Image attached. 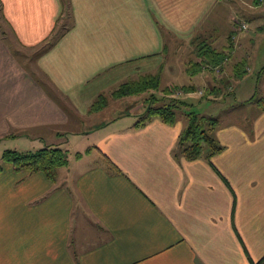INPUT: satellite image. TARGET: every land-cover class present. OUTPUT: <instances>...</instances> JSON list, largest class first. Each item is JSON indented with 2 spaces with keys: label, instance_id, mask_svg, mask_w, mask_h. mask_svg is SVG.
Returning a JSON list of instances; mask_svg holds the SVG:
<instances>
[{
  "label": "crops",
  "instance_id": "1",
  "mask_svg": "<svg viewBox=\"0 0 264 264\" xmlns=\"http://www.w3.org/2000/svg\"><path fill=\"white\" fill-rule=\"evenodd\" d=\"M258 2L0 0V152L93 141L54 182L0 165V264H264V86L242 98L255 49L232 35ZM163 69L250 107L218 153L184 160V123L133 127L144 103L111 97Z\"/></svg>",
  "mask_w": 264,
  "mask_h": 264
},
{
  "label": "rangeland",
  "instance_id": "2",
  "mask_svg": "<svg viewBox=\"0 0 264 264\" xmlns=\"http://www.w3.org/2000/svg\"><path fill=\"white\" fill-rule=\"evenodd\" d=\"M251 11H255L256 15L252 17V15L248 12L246 14L239 15L238 19L236 20L238 24H232V27L234 28L235 32L232 33L234 40L236 41H242L244 39L251 38L253 40V47H254V63L249 67L247 80V85H245V88L247 90L244 91V96H242L243 99L246 101L249 97H252V99H258L261 96L262 93V85L264 86V0H261V2H258L257 4H250ZM245 22V28L243 30L239 29V23ZM225 42V40H224ZM228 45V43H226ZM233 44V43H232ZM181 46L176 45L172 46V49H175V47ZM233 46V45H232ZM203 49L201 43H197V51L200 52ZM178 51H184L183 48H177ZM226 50H228V46L226 47ZM185 52V51H184ZM206 70V69H205ZM214 73V72H213ZM215 75V74H213ZM185 73H179L175 74L172 71H168L163 69L161 72V75L159 76V84L158 88L156 90H148L138 95H133V98L128 99V102L132 100H136V104L139 103L142 105L144 103V100L148 99L149 96H153L157 101L155 102L156 105L163 104L167 99L163 98V94L161 93L162 90L169 91L171 87L173 88H179L174 86H169L167 83L173 82L177 85H185L187 83V77ZM137 76L130 77L128 79H135ZM126 80L129 81V80ZM114 81V80H113ZM115 83V82H114ZM225 87H227L225 85ZM232 87V86H231ZM224 88V87H223ZM203 90L202 88H200ZM178 92V93H177ZM173 92V95H171L173 98L182 100L186 106L178 107V109L175 112L176 119L180 120L182 123L185 121V113L193 112L197 114L198 116L206 117L209 119H212L215 121L216 126L215 127H224L227 125H230L232 123V120H234L236 113L238 112H245L250 107H243L244 102L242 100L234 101L232 97L231 91H218L214 92V97L220 96L218 99L213 101V99L206 100L205 98H202L205 94L208 95L209 92H197V94H191L188 97H185V95H182L179 93V91ZM236 92H234L235 94ZM168 97V96H167ZM240 97V96H239ZM238 97V98H239ZM108 98V99H107ZM107 100V101H106ZM102 103H108L109 106L111 104V100L108 96L103 97ZM243 102V104H241ZM241 104V105H239ZM145 107V103L143 104ZM137 105H134L133 107L126 106L128 111H133L136 108ZM122 106L119 108L121 109ZM125 109V108H123ZM119 111L118 108L115 106H111V109L108 113L112 117L116 115V113ZM139 118H136V120ZM135 120V121H136ZM185 125V123H184ZM16 143H12L11 141H7V144L5 146H10L9 151H15L19 153L23 152H34L39 149H41V145L32 143V145H26L29 143L24 142L23 139L15 140ZM92 139H81L77 140L76 138L70 139L67 145H61L62 143L58 144L57 147L65 152V159L69 166H72L75 161V154L76 152H82L84 149L91 147ZM34 144V145H33ZM41 144V143H40ZM206 149L203 147L202 151L204 152ZM5 151V150H3ZM3 151L0 152V157L3 154ZM66 166L59 167L55 170L54 178H56V174L60 176V174H67ZM72 168H76V165ZM59 170V171H58Z\"/></svg>",
  "mask_w": 264,
  "mask_h": 264
},
{
  "label": "trees",
  "instance_id": "3",
  "mask_svg": "<svg viewBox=\"0 0 264 264\" xmlns=\"http://www.w3.org/2000/svg\"><path fill=\"white\" fill-rule=\"evenodd\" d=\"M208 53L214 52L210 49ZM158 80V76H146L136 81L125 82L112 92L111 97L115 99L138 95L148 90H156L159 85ZM175 91L184 94L192 92L190 88L184 87H171L169 91L162 90L163 98L167 100L161 105H156L155 102L157 100L153 96H149L148 99L144 100L146 104L144 111L137 117L139 119L135 121L133 127H142L151 118H156L163 124L172 125L176 120L175 112L178 107L186 106L182 100L171 96ZM184 115L186 116L184 120L185 125L178 136L176 144L178 154L186 161H194L203 155V147L206 149L205 158L218 153L221 147L211 137L212 131L216 126L215 121L198 116L193 112H188ZM74 157L75 159L78 158L79 154H75ZM1 164H9L14 171L27 175L41 173L46 180L54 182L55 170L66 166L67 161L65 159V152L57 146H44L34 152L19 153L5 150L0 157Z\"/></svg>",
  "mask_w": 264,
  "mask_h": 264
},
{
  "label": "built area",
  "instance_id": "4",
  "mask_svg": "<svg viewBox=\"0 0 264 264\" xmlns=\"http://www.w3.org/2000/svg\"><path fill=\"white\" fill-rule=\"evenodd\" d=\"M244 28H245V25H244V24H242V23L239 24V29H240V30H243ZM177 93H178V92H177ZM179 93H180V92H179Z\"/></svg>",
  "mask_w": 264,
  "mask_h": 264
}]
</instances>
